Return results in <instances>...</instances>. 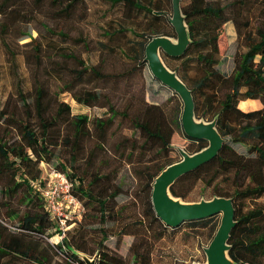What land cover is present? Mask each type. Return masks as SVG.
<instances>
[{
	"label": "rangeland",
	"instance_id": "rangeland-1",
	"mask_svg": "<svg viewBox=\"0 0 264 264\" xmlns=\"http://www.w3.org/2000/svg\"><path fill=\"white\" fill-rule=\"evenodd\" d=\"M191 1L182 0V5H188ZM206 1L212 6L225 7L227 15L234 18L222 29L219 61L213 68L227 82L218 91L222 97L229 91L228 81L234 75L241 55L247 50L246 37L254 33L264 20V0ZM140 2L160 14L156 24L150 13L143 11L144 14L136 15L135 10L126 8L122 3L113 5L108 0H83L68 14H61L63 7L54 5L53 0H16L15 5L8 3L6 7L5 0H0V112L3 110L7 113L0 117L3 136L10 142L19 139L15 128L8 127L3 120L7 117L25 119V106L36 114L34 100L37 88L42 87L45 91L51 120L57 117L61 102L71 106L70 115H65L64 120L57 119L51 131L52 142L55 143L54 157L50 165H40L43 169L42 180H48L56 171L55 167L61 164L65 172L83 179L87 191L92 190L94 200L88 203L86 209L81 202L84 208L82 219L75 216L69 220L68 224L72 225L70 230L79 226L84 217L89 248H98L103 240L101 228H105L110 236L104 241L108 247L106 251L127 259V264H135L129 252L135 237L143 241L153 234V229L161 230L156 224L153 228L150 226L149 200L153 205L156 174L165 162H180L182 152L193 155L199 146L183 130L181 118L184 105L181 98L154 78L145 61L146 48L134 50L133 44L141 39L129 31L145 33L152 39L166 37L177 44V33L170 21L173 17L172 0ZM122 28L126 34L107 36ZM167 56L160 52L164 65L171 71L188 76L191 85L193 79L199 80L205 75L204 69L202 73L200 66L194 62H188V66H185L183 63L188 59L177 60ZM85 92L100 93L102 97L99 103L92 107L79 104L75 96ZM247 101L251 100L241 101L238 108ZM253 101L255 103L249 104L245 112L264 107L260 100ZM145 104L159 107L165 115L172 132L170 158L158 155L157 147L149 150L143 148L144 139L129 119L117 117L106 140L94 127L97 119L111 116V106L119 112L137 116ZM77 115H86L91 120L84 147L76 137ZM213 117L202 114L196 119L200 123H212ZM33 121L37 125V118H33ZM232 146L236 153L248 160V167L258 171L256 154L249 153L248 145L232 143ZM246 172L238 175L233 172L232 180L226 178V181H218L219 189L233 193L239 186L247 185L250 178ZM7 184L8 180L0 177V212L4 215H0V218L16 232L17 221L10 220L7 215L10 211L23 213L26 206L20 192L14 198H7L2 191ZM114 192H119V195L112 197ZM216 192L214 187L200 181L190 191L187 202L172 198L183 204L196 203L208 201ZM99 196L108 200L109 215L104 218V224L97 210L99 205L96 199ZM240 207L243 213L264 207V195L256 200L243 201ZM221 219L222 215H217L208 223H185L178 229H168L158 240L152 237L151 264H208L206 249L217 234ZM48 240L51 244L61 241L57 234ZM87 257L92 259V256ZM60 260V256L53 253V264Z\"/></svg>",
	"mask_w": 264,
	"mask_h": 264
},
{
	"label": "trees",
	"instance_id": "trees-1",
	"mask_svg": "<svg viewBox=\"0 0 264 264\" xmlns=\"http://www.w3.org/2000/svg\"><path fill=\"white\" fill-rule=\"evenodd\" d=\"M82 1L53 0L54 5L63 7L60 10L61 14H68ZM108 1L113 5L122 3L126 8L135 10L136 15L144 14L143 11L148 12L152 15L154 19L152 21L155 24L159 21L160 14L154 13L140 0ZM8 3L13 6L16 4V0H5L4 6L6 7ZM182 11L191 42L186 53L175 59L183 60L193 53V56L186 58L188 60H185L183 65L188 66V62H194L200 66L202 73H204V69L205 75L199 80L193 79V85H191L188 76H183L175 71L193 93L196 118H200L202 114L203 116L206 114L214 116L211 121H216L217 130L225 143L214 159L199 169L181 176L170 188V192L173 197L187 202L186 199L190 191L201 181L217 190L209 200L215 197L232 199L236 226L229 242L231 245L229 256L233 264H264V207L255 208L246 213H243L240 207L241 202L256 200L264 195V107L251 112H245L238 108V104L243 100H260L264 106V20L256 27L254 33H250L246 37L247 50L241 55L234 75L229 79L230 81L227 80L229 91L221 97L218 91L227 82L213 68L219 61V42L222 29L228 21L234 18L227 15L225 7L212 6L206 0H192L190 4L182 5ZM125 31L122 28L117 33L107 36L126 34ZM129 31L134 37L141 39L140 42L133 44L134 50L139 47L145 49L152 39V36H147L145 33L139 34L135 30ZM45 95L42 87L37 88L34 100L36 114L33 109L25 106L23 112L27 114L25 119L15 120L7 117L3 120L8 127L15 128L19 136L18 140L10 142L4 138L0 125V177L8 180V184L2 191L9 199L16 197L20 192L26 206L23 213L10 211L7 215L10 220L17 221L16 232H13L14 230L0 218V264H53V253L54 256L61 258L55 264H86L80 254L92 256L91 258L97 256V264H127V259L106 251L108 247L104 241L110 236L103 227L101 228L103 240L98 244V248H89L88 229L84 224V217L79 226L67 231L60 243L53 245L48 240L58 233L56 231L57 225L45 211L43 200L33 188L32 182L42 178L43 169L40 166L42 163L48 165L52 163L55 143L52 142L51 131L57 119L64 120L65 115H70L71 106L61 102L58 106L57 117L51 120ZM101 97L100 93L85 92L76 95L75 99L79 104L92 107L99 103ZM110 110L112 114L109 118L97 119L94 123V127L104 140H106L108 131L113 127L115 119L121 116L129 119L133 128L141 134V138L144 139L143 148L149 150V148L157 147L158 155L162 154L165 158H170L172 132L159 107L145 104L137 116L124 111L119 112L112 106ZM6 114L2 110L0 117L2 118ZM33 118H37V125H35ZM90 123L91 120L86 115L75 116L76 137L81 145L89 136ZM192 141L199 144L198 149L192 154L198 153L208 146V143L203 140ZM232 143H243L249 146V153L256 154L260 173H257L256 168L248 167V160L235 152ZM171 164L173 162H165L159 173L156 174L155 180ZM55 168L57 172L67 174L74 184V195L86 209L88 203L94 200L92 190L87 191L83 179L76 178L75 174L70 175L65 172L63 164ZM58 168L62 170H57ZM245 171H247V177L250 178L247 185L239 186L233 193L219 189L218 181H226V178L232 180L233 172L238 175L245 173ZM98 180L102 179L98 178ZM117 195L119 192H114L112 197ZM81 196L86 197L85 200ZM96 200H98L99 208L97 210L100 213L101 223L104 224V218L109 215L108 200L102 199L101 196ZM149 204L152 216L150 226L153 228L156 224L161 230L153 229V234L149 237L146 236L143 241H140L138 236L135 237V241L129 249L135 264H151V254L154 247L152 237L158 240L163 237L165 231L173 229L166 226L155 214L151 200H149ZM0 215L4 216L2 212ZM148 217H150L149 214ZM213 218L215 216L185 223H208Z\"/></svg>",
	"mask_w": 264,
	"mask_h": 264
},
{
	"label": "water",
	"instance_id": "water-1",
	"mask_svg": "<svg viewBox=\"0 0 264 264\" xmlns=\"http://www.w3.org/2000/svg\"><path fill=\"white\" fill-rule=\"evenodd\" d=\"M173 17L170 19L177 33V44L166 37H154L146 46L145 61L154 78L174 91L183 102L182 127L186 136L192 140H203L208 146L198 153L190 155L182 152L183 159L167 167L155 180L152 202L157 216L173 229L185 222L207 219L222 215L221 225L210 246L206 249L208 264H233L229 257V244L233 229L236 226L233 200L215 197L196 203H180L173 200L170 188L184 174L195 171L214 159L222 150L225 140L217 130L216 121L212 123L197 122L195 100L192 91L180 79L176 72L168 69L160 58V52L170 56L182 57L190 45V37L181 0H172ZM175 198V197H174ZM86 264H96L92 259L81 255Z\"/></svg>",
	"mask_w": 264,
	"mask_h": 264
},
{
	"label": "built area",
	"instance_id": "built-area-1",
	"mask_svg": "<svg viewBox=\"0 0 264 264\" xmlns=\"http://www.w3.org/2000/svg\"><path fill=\"white\" fill-rule=\"evenodd\" d=\"M36 186L57 230L64 236L72 228L69 220L75 216L80 218L84 211L81 201L73 193V182L67 174L55 171L48 180H40Z\"/></svg>",
	"mask_w": 264,
	"mask_h": 264
},
{
	"label": "flooded vegetation",
	"instance_id": "flooded-vegetation-1",
	"mask_svg": "<svg viewBox=\"0 0 264 264\" xmlns=\"http://www.w3.org/2000/svg\"><path fill=\"white\" fill-rule=\"evenodd\" d=\"M43 174V173H42ZM41 181H42V178L40 179ZM40 180H38V181H34V182H32V186H33V188L35 189V191L39 194V196H40V198L42 199V197H41V195H40V193H39V191H38V188H37V186H36V183H39V181ZM43 200V199H42ZM43 204H44V208H45V211L49 214V212H48V210H47V208H46V206H45V203H44V200H43ZM50 216V215H49ZM82 216H83V214H82ZM81 216V217H82ZM78 218L79 220H81L82 218ZM51 218V217H50ZM51 220H52V218H51ZM53 221V220H52ZM54 222V221H53ZM55 223V222H54ZM8 227H10L11 228V226L10 225H8V224H6ZM12 229V228H11ZM15 230V229H14ZM70 230V229H69ZM68 230V231H69ZM56 231H58V233H57V235H59L60 236V239H61V241H62V239L66 236V234L63 236V234H62V232L61 231H59V230H57V228H56ZM67 233V232H66ZM54 237V236H53ZM52 237V238H53ZM61 241H58V242H54V243H52L53 245H56V244H58V243H60ZM81 255H84V254H80V256ZM94 257H96L97 258V256H94ZM82 258V257H81ZM83 260V259H82ZM84 261V260H83ZM85 262V261H84ZM97 262H98V258L96 259V264H97Z\"/></svg>",
	"mask_w": 264,
	"mask_h": 264
},
{
	"label": "bare ground",
	"instance_id": "bare-ground-1",
	"mask_svg": "<svg viewBox=\"0 0 264 264\" xmlns=\"http://www.w3.org/2000/svg\"><path fill=\"white\" fill-rule=\"evenodd\" d=\"M255 102L253 101V100H251V101H247V102H245V103H242L241 105H240V108L242 109V110H244V109H247L248 108V105L249 104H254Z\"/></svg>",
	"mask_w": 264,
	"mask_h": 264
}]
</instances>
